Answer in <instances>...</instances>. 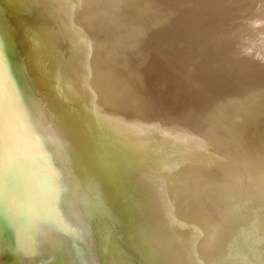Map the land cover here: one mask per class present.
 Returning <instances> with one entry per match:
<instances>
[{
    "label": "bare ground",
    "instance_id": "1",
    "mask_svg": "<svg viewBox=\"0 0 264 264\" xmlns=\"http://www.w3.org/2000/svg\"><path fill=\"white\" fill-rule=\"evenodd\" d=\"M112 1L103 0V2L109 4ZM199 1L194 3L195 5L188 7L191 14L187 16L185 13L180 17V12L176 7L178 4L175 1H171V4L165 7L160 1L150 6L143 0L136 3L129 0L123 3L121 9L113 10L104 8L103 5L102 7L96 0H0V46L2 47L0 49V59H8L9 69L13 76L17 78L23 90L19 100L14 95L16 91L12 90L13 96L10 91L8 95L12 97H10L9 104H6L8 100L7 93H3V89L0 91V184L5 180L13 182L11 185L16 184L15 182L20 180L23 183L24 178L25 180L26 178L33 180L35 176L38 177L37 175L44 168H38L39 172L37 174L36 166L40 162L36 165L37 157L34 158L31 152L38 148L32 149L30 137L31 132L32 134L33 132L35 133V129L32 127L30 119L33 116L31 113L34 112V107H32L33 110L31 111L30 102L32 97L29 98V92L28 94L25 92V83L34 78L35 66L34 64L32 65V59L26 49L25 39L21 31L27 28L43 30L58 28L65 36L64 46L67 47L68 50L66 52L72 59V63H70L72 68L78 73V81L87 87L89 91V101L87 100L90 103L89 114L101 123L108 139L115 144L116 153L124 168L149 195H147L148 199H150L147 201L148 204L153 201L150 198L152 197L155 203H153L154 207L157 204V207L160 205L163 208L162 211L159 209L161 213L158 212L159 210L157 212L156 210L152 211L160 222L155 224L152 231L156 237L160 238L161 251L164 254L171 255L169 256L170 264H221L223 256L227 253V255L232 256L230 262L233 264H264V251L259 252L252 249V246L257 245L259 246L258 250H264V231L258 232L259 230H264V110L260 109L261 104L263 106L264 102L260 103V97L256 96L258 89L263 90L259 87L261 86L259 84L260 79L257 82L256 78L264 77V57L262 58L263 60L260 59L264 56V25L252 32L250 35L252 38L245 44L246 48L252 49V53L249 55H247L248 53L243 54V47H240V18L237 19L238 17L236 16L237 21L235 22L236 19L233 22L231 21L232 26L230 27L221 26L225 22L224 20L219 21L217 23L218 27H215L214 19L211 18L214 13L209 16V13L215 9V12H218L219 17L222 18V11L227 6L224 9L220 6L223 7L226 1L209 0L208 4L211 5L212 2V5H208V7L204 3L206 0L204 2ZM227 2L231 4L233 1L229 0ZM238 2L240 3V0ZM217 5H219L218 8ZM105 12H109V17ZM258 14L264 21V9ZM121 33L126 34L132 40V43H129L126 40L127 38ZM194 35L198 36L195 37ZM125 46H131L130 51L127 52ZM107 54H112L114 57L111 55L110 58H106ZM116 58L119 60H116ZM169 62L176 70L177 76L180 75V78L173 83H167V86L162 88L160 84L165 83L166 77L169 75L167 66ZM121 65L123 66L121 67ZM253 66L257 67L253 70L251 69ZM182 76L188 77L189 80L193 79L191 83H196L197 81L198 84L200 82L201 88L208 93V99L212 105H215L212 103V97L216 94L218 96L216 98L219 101L222 100L221 103L229 106L228 114L222 118L218 112L220 108H218L213 119L208 120L206 125L202 120V106L198 96L187 83L188 79L186 78L187 80H185ZM4 80L5 75L2 73L0 74V83ZM261 80L260 82L264 81ZM6 87L8 88V86ZM196 88L198 89V87ZM34 96L36 95L34 94ZM255 97L258 98L256 99ZM257 100L260 103L258 106H256ZM252 101H255V106L259 107L256 108V111L255 109L252 111L251 107L254 105L250 107L251 109L246 107L250 106L251 103L249 105V102ZM76 106L77 102L74 101L73 107L76 108ZM22 109L26 115L24 118L20 114ZM42 111L43 109L40 110V112ZM37 114L35 112V115ZM36 123H34V126ZM41 123L43 125V120ZM60 127H58V130H60ZM55 128L57 127L55 126ZM24 133L29 137L26 145L20 144V136ZM38 139L40 141V138ZM32 143L35 145V141ZM58 144L56 143V145ZM56 150L58 151L59 148ZM40 151L43 152L42 150ZM34 152L35 154L37 153L36 151ZM55 159L57 158L55 157ZM62 159H65L64 156ZM61 168L62 166H60ZM67 170L70 169L67 168ZM44 173L46 174V172ZM41 176L39 180L36 178L39 182L40 180L42 181ZM50 176L51 174L48 177L50 178ZM52 179L53 177H51ZM29 181L28 185L30 187L32 181L31 183ZM47 181L45 182L44 179L42 183L48 184ZM49 182L52 183L50 180ZM17 183L19 184V182ZM22 183H20L21 187L26 182L23 185ZM40 183L35 184L40 185ZM42 183L41 185H46ZM61 184L63 183L61 182ZM2 185L5 187L7 183ZM10 186L8 187L9 189ZM29 187H22V189L30 190L32 187L36 188L32 186L29 189ZM47 187H51V184L50 186L47 185ZM156 187L160 189L158 188V190ZM34 188H32L34 194L36 192L38 194L40 188H36V192ZM45 188L43 194L47 192ZM11 189L14 191V187ZM19 190L22 192L21 188ZM19 190L17 189V191ZM3 191L5 192V190ZM26 192L24 191L23 197L20 194L19 196L24 198ZM39 193H41L40 190ZM0 194L2 196V193ZM14 194L17 196V193ZM43 194L41 195L42 197L45 195ZM53 194V199H55V192ZM35 195L33 197L36 200L39 194ZM3 196L1 197L2 200L0 198L2 201L0 203L4 204V208L11 209L13 213L8 215L7 208L4 209L7 213L0 212L2 214L0 215V253L4 252L2 248H4L6 243V234H9L8 232L5 233V231L10 229L11 232H9L13 233L12 235L15 234L16 239H18L20 234L17 236L18 233L14 232L20 228V233L23 232L24 234L18 239V244L25 242L24 236L26 235L25 238L28 243L27 237L30 236L32 231L30 226L34 223L32 221L36 217L34 216L33 220L29 218L34 208L32 201L31 203L30 201L28 203L25 201L29 197L28 195L25 196V198L27 197L26 199H23L26 204L21 201L22 199L20 200V197L18 198L15 195L14 197L11 196L13 198L10 199V202L3 199L5 197ZM7 197L11 198L10 195ZM33 197L28 199L33 200ZM74 198L76 197L74 196ZM50 199L52 201V197ZM7 200L9 199L7 198ZM41 201L38 203L40 206H42ZM227 201L231 202H228L227 205ZM35 202L34 204H36ZM45 203L48 204V202H44V205ZM49 203L51 204L50 200ZM3 204L0 205L3 207ZM151 204L149 206H152ZM39 205L36 206L39 208ZM61 205H63L62 202ZM45 206L49 207L48 205ZM231 206L234 208L230 211ZM37 207H35L36 210L38 209ZM45 208L43 207V211ZM68 208L70 209L69 206ZM17 209H21L20 212L23 217L20 223L16 221L15 223H18L14 224L15 220L21 219L17 216ZM41 209L42 207H40ZM50 209H54V206L49 207L48 210ZM56 209L53 211L56 212ZM37 211L38 213L40 212L39 210ZM43 211L41 210V213ZM38 213L36 212V214ZM41 213L39 215H42ZM39 215H37V218L40 217ZM47 215L44 218L52 216ZM56 215L52 216L54 219L48 217V222L50 219L55 220ZM232 215L236 217V221H234ZM60 220L58 219L59 222ZM44 221L43 224L46 225ZM38 222L39 220L36 225ZM23 223L24 225L27 223L26 227L28 228L23 227V229H26L25 231L21 230ZM54 223L56 222L54 221ZM18 224H20L19 227ZM48 224L52 228V224L50 222ZM36 225L33 224L32 227H36ZM53 225L55 227L57 224ZM37 228L35 233L38 231ZM28 229L27 234L26 231ZM40 231L43 232L42 229ZM108 231L110 232V230ZM45 232L47 231L44 230ZM98 232H100L99 228ZM164 232L169 234V236L160 237ZM35 235L33 237L36 238L33 240L37 242L38 246L37 250H33V252L37 251L40 256H50L60 250H58V247L61 242L60 244L58 243L57 247L55 240L53 241L51 238L46 237L42 238L41 236H38L39 239H37ZM16 239H14L15 243H17ZM33 240L30 238V241ZM15 243L13 244L15 245ZM22 243L21 245H23ZM99 243L98 246H100ZM187 244L188 248L185 247ZM14 245L11 244L9 248L7 245L5 251L12 253L14 249L12 246ZM32 245L34 243L31 242V245L29 244L30 248H32ZM25 246L23 245V251L26 250ZM34 246L36 247V245ZM34 246L33 249H35ZM18 247L17 249H20ZM7 248L8 250H6ZM28 250L30 251L29 248ZM20 251L18 254L23 253ZM29 251L25 252L29 253ZM62 251L65 252L66 250ZM25 252L24 255H26ZM30 252L32 253V251ZM31 253L27 255H31ZM16 254L14 253L15 256L18 255ZM2 256H4V259L5 254H2ZM10 256L6 255L7 259H10ZM28 257L30 258V256ZM31 257L36 258L37 256L31 255ZM44 257L46 258V256ZM101 257L100 259H106ZM239 257L240 260H238ZM25 258L22 255L23 264H30L31 260L26 258L28 262ZM42 259L44 260L43 257ZM71 259L73 258L71 257ZM80 259L79 261H81ZM47 260L45 259L44 262H47ZM10 261L6 264L13 263ZM60 261L59 263H62ZM38 262L40 260L36 264ZM71 263L73 262L69 264ZM107 263L111 264L109 261ZM0 264H3L1 258Z\"/></svg>",
    "mask_w": 264,
    "mask_h": 264
},
{
    "label": "rangeland",
    "instance_id": "2",
    "mask_svg": "<svg viewBox=\"0 0 264 264\" xmlns=\"http://www.w3.org/2000/svg\"><path fill=\"white\" fill-rule=\"evenodd\" d=\"M96 1L101 6L103 5L104 8H111L113 10H119L122 8L123 3H126L129 0H113L112 2H110V4L107 2H103V0H96ZM132 1H133V3H136L140 0H132ZM143 1H146L148 3V5H150V6H152L156 2L158 3L160 1L164 4L165 7L170 5L171 1H173V2L175 1L176 4H178V5H176V7H177V10L180 12V17H182L185 13L187 16H188V14H191L188 7L190 5L191 6L195 5L194 3H197V1L200 2L199 0H196V1L195 0H143ZM201 1L204 2V0H201ZM208 1L209 0H206L204 2L207 5V7L209 5ZM225 1H226V3L223 4V7L220 6L222 9H224L227 6L224 9L225 11L224 10L222 11L223 14L221 13L222 18L219 17L218 12H215V9H213L211 11V13H209V16H211L214 13L211 16V18L214 19V26L215 27H218L217 23L221 20L225 21L221 26L230 27V26H232L233 20H235L237 17H238L237 19L240 18V30H241L240 31V34H241L240 35V47L241 46L243 47V49H242L243 54L248 53L247 55H249L250 53H252L251 52L252 49L246 48L245 44H247L249 42V39L252 38L250 36L251 33L256 31L257 29H259L260 26L264 25V21H263L262 17L259 16L260 14H258V12H260L261 10L264 9V2H263V0H260V1L259 0H240V3H239L238 2L239 0L238 1L232 0L233 2H231V4H230V2L229 3L227 2L229 0H225ZM211 5H212V2H211ZM211 5H209V6H211ZM218 7H219V5H217V8ZM233 7H234V9H233ZM217 8H216V10H217ZM229 9H230V11H229ZM237 9H239L238 10L239 12L237 11ZM240 11H242V12H240ZM254 11H255V13H254ZM237 13H239V14L235 15ZM105 14L108 16L109 12H105ZM231 15L235 16V17H232ZM250 15H252V16H250ZM248 16L250 17V19ZM225 18H227V19H225ZM237 19L235 20V22L237 21ZM255 22H256V24H255ZM257 22H258V24H257ZM21 32L23 33V34L22 33L21 34L25 39L26 49L29 51L30 57L32 59V65L34 64V66H35V76H33L34 78L25 83V89H26L25 92L27 94L29 92V94H28L29 98L32 97L31 98L32 100L30 102V107L31 108L34 107V110H33V108L31 109V111L32 110L34 111L31 113L33 115V116L32 115L31 116L34 118L31 117L30 121H31V125H33L32 127H34V129H35V133L33 132V134H32V132H31L30 139L32 142L35 141V145H33L34 143L31 142L32 149L35 147L38 148V149L35 148L31 152H32L34 158L37 157L36 158V161H37L36 165L40 162V164L37 165L38 167L36 166L37 174L39 172V169H41V167L42 168L44 167L43 170H45L44 172H46V174L41 169L40 174L37 175L38 177L35 176V179H33L35 182L32 179L30 180V178L29 179L26 178V180L24 178L23 183H22V180L17 181V182H19V184L17 182H15L16 184H18V185L14 184L16 186V188L14 185H11V184H13V182L5 180L2 184L6 185V183H7V185H6L7 188H6V186L4 187L2 184H0V186L1 185L3 186V188H2V186L0 187L1 188L0 193H2V196L3 195L5 196L6 194H8V195H10V197L11 196L14 197V195L16 196V194H14V193H17L16 197H18V198L20 197V200L22 199L21 200L22 202L24 201L23 199L27 195L29 196L28 198L31 199L35 194H36L35 196H37L39 194L37 196V198L40 201L43 198H45L41 201L43 204L41 203L42 206H40L38 204V203H40V201L38 199L35 200L34 199L35 197H33V200H29L26 197L27 198V200H25V201H27L26 203H28V201H30V203H31V201H32V203L34 204V202L36 201L35 202L36 204H34V205L32 204V206L36 210V208H35V207H37L36 205H39V208L37 207L38 208L37 210L40 211L38 213L37 210L35 211L33 209L32 212L34 214H36V212H37L38 214L34 215L32 213V215L29 217L32 220L34 218L36 219V220L34 219L32 221L34 223H32L30 226L32 231L29 228L31 231L30 236H32V233L34 232L33 236H34V234H36L35 236H37V239H39L40 236L42 238H44V237L51 238V240H53V241L55 240V245H57V247H58V243L59 244H60V242H61V244H62V242H64V243L62 246L60 244L58 247V250L60 249L59 250L60 252L56 251V252H54L53 255H50V256L44 255V256H46V258H45L44 256H40L37 251L33 252V250H37L36 248L38 246L37 242L33 240L36 237H33V236L27 237V241L29 240L28 243L30 242L29 243L30 245H31V242L34 243V245H36V247L34 245H32V248H30L31 246H29V244L26 242V238H25L27 235L24 236L26 243L24 242L25 243L24 244V243L20 242V244H18V239H20L22 237V234H24L23 232L20 233V228L19 229L17 228L18 230L17 231L15 230V232L12 230V232H14L16 234L18 233L17 236L20 234L18 236L19 237L18 239H16L15 234L12 235L13 233H10L11 232L10 231L11 229H10L8 231H5V233L8 232L9 234L8 235L6 234V236H7L6 241H5L6 243H5L4 248H2V251L4 249V252H8V253H4V252L0 253L1 255L5 254L4 259H3L4 256L1 257V255H0L1 261L3 262V264L8 263V261H10V260H12L10 262H13L11 264H14V263H16V264L22 263L23 264L24 263V259L22 260V255H23L26 258H29L28 256H30L29 260H31L30 261L31 263L33 261L34 264H36V262L39 260H40V262H38L39 264H52V263L58 264L59 260H61L62 263H64V264H69L70 262H73L71 264H80V263L81 264H88V263L92 264L93 262H94L93 264H99L100 262H101L100 264H109V263H107L108 261L111 264H170V262H169L170 257L169 256H171V255L164 254L161 251L160 238L156 237V235L152 231L153 227H155V224L160 223L152 211L156 210V212H157V210H159V209L162 211L163 208L160 205H158V207H157V204L154 207L155 203L153 202L154 199L152 197H150V198L153 201H151L152 204H151V202H150V204L153 207L149 206L150 204H148V202H147L148 200H150V199H148L149 195L146 194L144 188L140 184H138L131 177V175L126 171V169L124 168L120 158L118 157V155L116 153V149L114 146L115 144H113L108 139L106 131L104 130L101 123L98 122V120H96L92 115L89 114V112H90V110H89V104L90 103H88L89 91H88L87 87H85L83 84H81L78 81V76H77L78 73L75 69L72 68V66L70 64V63H72V59L69 57V55L66 52V50H68V49H67V47L64 46L63 41H64L65 36L63 35L62 31L58 28L53 29V30L52 29L43 30V29H36V28L35 29L34 28H32V29L27 28L24 31L22 30ZM121 35L126 37L127 38L126 40L129 43H132V40L129 39L126 36V34L121 33ZM194 36L197 37L198 35H194ZM232 37H234V36H232ZM246 37L247 38L250 37V38L247 39ZM113 44H115V43L113 42ZM61 45H63V46H61ZM126 48H127V52H128V51H130L131 46H129V47L127 46ZM0 49H2L1 46H0ZM124 51H126V50L124 49ZM111 55L112 54H107L106 58H110ZM263 57L264 56H262L260 59H262ZM116 60H119V59L116 58ZM122 61H123V59H122ZM120 64H121V62H120ZM9 66L10 65H9L8 59H5V58L0 59V74L4 73V75H5V80L0 83V87H1L0 91H2V89H3V93H5V94L7 93L6 95H8V93L10 91L12 93V90L16 91V92L18 91L17 93L15 92L14 95L17 96V100H19V96L22 95L23 90H22V87L19 85L17 78L15 76H13V74L11 73ZM122 66L123 65H121V67ZM167 66L169 68V75L166 77V82L160 84V86L162 88H165L167 86V83H173L175 80H178L180 78L179 77L180 75L177 76L176 70L172 67V64L170 62L168 63ZM256 67L257 66H253V67H251V69L254 70ZM182 78L185 80L188 79V77H185V76H182ZM262 78L264 80V77H262ZM262 78H256L257 82L259 79L261 80ZM260 80H259V84L261 86H259V87H261L263 90L258 89L259 91L257 90L256 96L258 95L260 97V100L258 99L259 102L263 103L264 102V99H263L264 98V88H263L264 81L261 80L263 82H260ZM191 81L193 82V79L192 80L188 79L187 83L189 84L190 88L195 91L196 95L198 96V100L201 103V106H202L201 112H202V116H203L202 117L203 122L207 125V121L213 119V116H214L216 110H218V108H220V110H218L219 115L222 118H224L228 114L229 106L228 105L226 106L225 103H221L222 100L219 101L218 98H216V97H218V96H216V94L213 95V97H212V103L215 105H212L209 102L208 93L206 92L205 89L201 88V85H200L201 83L199 82L197 84V81H196V83H191ZM194 84L198 85V86H195ZM262 84H263V86H262ZM34 85H35V87H34ZM37 85H38V87H37ZM6 86H8V88ZM196 87H198V89ZM27 88H28V91H27ZM245 91H247V90H245ZM34 94L36 96H34ZM39 94H41V95H39ZM12 96H13V93H12ZM12 96L8 95V100L6 101V104L10 103L9 100H10V97H12ZM38 98H39V100H38ZM216 100H218L217 101L218 103L216 102ZM258 100L256 102L257 103L256 106H258V104H260V103H258ZM74 101L77 102L76 108L73 107ZM255 101L249 102V105H250V103H251V105L246 106V107H248L249 109L252 108V111L254 109L256 111V108H259V107L255 106V103H254ZM252 105H254V106H252ZM46 106H47V108H46ZM261 106H262V104H261ZM261 106H260V109L262 108L264 110V105L262 107ZM42 109H43V111L40 112V110H42ZM35 112H36V114L37 113L39 114V117H38V114L35 115ZM45 112H47V113H45ZM48 112H50V113H48ZM20 114L23 118H24V116H26L23 109L20 110ZM34 115L36 116V120H35ZM42 120H43V125L41 123ZM34 123H36L35 126H34ZM50 125H52V126H50ZM41 126L45 128V129L43 128L42 132H41V130H42ZM55 126L57 128H55ZM36 127H37V130H36ZM48 127H49V130L51 132L48 130ZM58 127H60L59 128L60 130H58ZM52 128L54 129V131ZM22 129H25V128H22ZM22 129H21V131H22ZM56 130H58V131L56 132ZM60 131H64V132H60ZM48 132H49V134H48ZM64 134H65V136H64ZM56 135H58V136H56ZM48 136H49V139H48ZM23 137H24V139H23ZM32 137H34V138H32ZM36 137H37V139H36ZM56 137H58V138L56 139ZM63 137H64V139H63ZM38 138H40V141ZM27 140H29L28 135L26 133H24L23 135L21 134L20 144L26 145ZM55 140H57V141H55ZM37 141H39V142H37ZM62 141H63V143H62ZM49 142H51V143H49ZM53 142H54V145H53ZM58 142H59V144L60 143L61 144L59 145ZM56 143L58 145H56ZM37 144L39 147L37 146ZM48 144H50V145H48ZM63 145H64V148H63ZM57 148H59V150H58V151H60L59 154H58V151L56 150ZM60 148H61V150H60ZM40 150H42L43 152H41ZM62 150H64L65 152ZM68 150H69V152H67ZM34 151H36L37 153L35 154ZM47 152H48V154H47ZM67 153H69V154H67ZM44 154H46L47 156ZM63 154H65L67 156H65ZM63 156L65 158L64 160L62 159ZM41 157L43 158V160ZM55 157L57 159H55ZM60 157H62V158H60ZM39 158H41V160H39ZM69 159H71V160H69ZM43 161H45L46 163ZM46 166H48V167H46ZM60 166H62L63 169L62 168L60 169ZM67 168L70 170H67ZM51 171H52V173H51ZM64 172H65V174H64ZM68 172L70 174L72 172L71 176ZM60 173L61 174L63 173L64 176H63V174L61 175ZM43 174H45V175H43ZM50 174H51V176L49 178L48 176ZM40 176L42 178V181L44 179H45V182L48 180L47 181L48 184L45 182L42 183V181L40 180V182L42 184H46V185H41V183L38 181ZM51 177H53L52 180H51ZM66 177H67V179H66ZM36 178H38V180ZM27 179H28V181L30 180L29 181L30 183L32 181V184H33V185L31 184L32 186H35L36 188L39 187L40 189L39 188L38 189L40 190V192L42 194H43L44 188L45 187L48 188V189L45 188V191L47 190V192H44L45 195L43 194L44 196L42 197L41 196L42 194L39 193V190H38V194H37L36 188L32 187L31 185L29 187V185H28L29 183H28ZM49 180L52 181V183L49 182ZM53 180L55 183L53 182ZM24 182H26L27 184L26 183L24 184ZM61 182L63 184H61ZM74 182H75V184H74ZM20 183H22V185L24 184V186H22L23 188L29 187V189H30L32 187V188L36 189L35 190L36 193L34 194L32 188L30 190H28V189L23 190ZM35 183H40L41 186L39 184H38L39 185L38 186ZM49 183L51 184V187H47V185L50 186ZM68 184H69V187H68ZM9 186H10V189L14 187V191H16V192L12 191L13 189L10 190L8 188ZM42 186H43V190H42ZM59 186L60 187L62 186L61 189ZM57 187H59V188H57ZM19 188H21L22 192L19 190ZM78 188H80L81 190ZM17 189L19 191H17ZM54 189H57V190H54ZM3 190H5V192H8V193H5ZM7 190H9V191H7ZM31 190H32V192H30ZM48 190L50 191L51 194L49 193ZM78 190H80V191H78ZM24 191H27V192H26V194H24L25 195L24 198H22ZM18 192H21L22 194L18 193ZM29 192H30V194H29ZM54 192L56 195L55 199H53V196H54L53 193ZM19 194L22 197L19 196ZM52 194H53V196H52ZM58 194H61V195L58 196ZM77 194H79V195H77ZM30 195H32V196H30ZM2 196L0 194V198ZM7 196H5L6 198L4 197L3 199H6V201L10 202V199H12L13 197L9 198ZM39 196H41V197H39ZM45 196H47V197H45ZM74 196L78 199L74 198ZM50 197H52V201H51ZM58 197L59 198L62 197V198H60V200H59ZM7 198L9 200H7ZM146 198H147V200H146ZM46 199H48V200H46ZM1 200H2V198H1ZM49 200H50L52 205L49 203ZM55 200L58 202H56ZM6 201L4 200V202L7 204ZM25 201H24V203H25ZM43 201L48 202V204L45 203V205H48L50 208L54 206V209H50L51 211L48 210L49 207L45 206ZM61 202L63 203L64 207H63V205H61ZM228 202H231V201H227L226 202L227 205H228ZM0 204H3V203H0ZM59 204H60V206H59ZM73 205H75V206H73ZM81 205H82V207H80ZM57 206H58V208H57ZM68 206L70 207V209L68 208ZM0 207H1L0 212L7 213L6 210H4L7 208L6 206H5L6 208H4V204H3V207H2V205H0ZM40 207H42V209H41L42 211H43V207L44 208L46 207L45 208L46 211L44 209L45 212L43 211L41 213ZM233 208L234 207L231 206L230 211L233 210ZM7 209H8L7 211L9 212L7 214L11 215L13 212H11V209L10 210H9V208H7ZM55 209L57 210L56 212L53 211ZM17 210L20 212L21 209L20 210L17 209ZM47 210L50 212L49 214H48ZM160 210L158 212H160ZM18 211H17V216L21 219L18 218L19 220H15L14 224H17L18 222L20 223V220H22V217H23V214H21V212L19 213ZM15 213H16V211H15ZM40 213L42 215H39ZM46 213L48 215H52L53 217L55 214H57L55 216V220H52V219H54L52 216H51L52 219L49 220V222L52 224L51 225L52 228H50V224H48L49 222L47 220V218L50 216H48ZM43 214H45L44 216L47 215L48 217L44 218ZM0 215H2V214H0ZM37 215L40 216V217H38L39 219L37 218ZM89 215H90V217H89ZM34 216H36V217H34ZM66 216H67V219H66ZM91 216H92V218H91ZM232 217L234 218V221H236V217L234 215H232ZM44 219H46V220L44 221ZM58 219L59 220L61 219L60 222L58 221ZM69 219H70V221H69ZM72 219H73V221H72ZM38 220H39V222L40 221L41 222L40 223L38 222L36 225V222ZM16 221H18V222L15 223ZM43 221L45 222L46 225L43 224ZM54 221L56 223H54ZM23 222L25 223V221H23ZM46 222H48V223H46ZM69 222H70V224H69ZM79 222H81V223L79 224ZM24 223L22 224L23 226L21 225L22 231L23 230L25 231L28 228V227H26L27 223L25 225H24ZM33 224L36 225V227H38L37 228L38 231H40L42 229L43 232L37 231L35 233L36 227L34 226L35 227V229H34V227H32ZM53 224H57V225H55V227H53L54 226ZM19 225L20 224H18V227H19ZM43 225H44V227H42ZM47 225L49 226V228ZM15 226L17 227V225H15ZM46 226H47V228H46ZM95 226H97V227H95ZM23 227H25L26 229H23ZM122 227H123V229H122ZM98 228H99V231L101 233L98 232ZM29 229L26 231L27 234H28ZM44 230L47 231V232H45V233H47L46 235L44 233ZM49 230H50V232H49ZM108 230H110V232ZM262 231H264V230H259L258 232H262ZM48 232H49V234H48ZM77 232H79V233H77ZM37 233H38V235H37ZM55 233H56V235H55ZM60 235H61V237H60ZM94 235H95V237H94ZM99 235H101V236H99ZM8 236L9 237L13 236V237L9 238ZM76 236H77V238H75ZM164 236L168 237L169 234L164 232V234H162L160 237H164ZM102 237H104L105 239ZM12 238H13V240L11 241ZM30 238H32V240L34 242L30 241ZM14 239L17 240V243H15L16 241ZM24 239H23V241H24ZM58 239H60V240H58ZM73 240H75V241H73ZM10 242H12V243H10ZM68 242H70V243H68ZM81 242H82V244H81ZM13 243H15V245ZM21 243L24 246L26 244H28L27 246H25L26 250L23 251L24 247H23V245H21ZM98 243L100 244V246H98ZM11 244L14 245V246H12L14 249L12 248L13 249L12 253H9V251H5V248L7 245H8L7 247L9 248L11 246ZM64 244H65V246H64ZM33 246L35 249H33ZM110 246H112V247H110ZM113 246H114V249H116L115 251L113 249ZM17 247L20 249H17ZM66 247H67V249H66ZM107 247H109V248H107ZM185 247L188 248V244ZM8 248L6 250H8ZM28 248L30 249V251H32V253L28 250ZM106 248H107V250H106ZM258 248H259V246H257V245L252 246V249L254 251H259V252L264 251V250H258ZM16 249H17V251H15ZM111 249H113V250H111ZM20 250L23 253L18 254V252ZM62 250H66V251L64 252ZM95 250H96V252H95ZM25 251L26 252L29 251V253H31L32 256L35 255L37 257L32 258L31 255H27L29 253H26ZM159 251L161 252L162 255L159 254L160 253ZM24 252L26 253V255H24ZM106 252H107V254H106ZM118 252H119V255H118ZM14 253H17L20 256H18L17 254H16L17 256H15ZM58 253H60V254H58ZM108 254L110 255V257ZM227 254L223 256L221 264H233L232 262H230V260L232 259L231 258L232 256L227 255ZM6 255H8V256L11 255L10 259H7ZM60 256H61V258H60ZM13 257H14V259H13ZM42 257L44 258V260L42 259ZM71 257L73 259H71ZM100 257L101 258L104 257L106 259H100ZM153 257H154V259H153ZM108 258H111V259H108ZM45 259L46 260L48 259L47 262L49 261V263L44 262ZM50 259H51V261H50ZM79 259L81 261H79ZM100 260H102V261H100ZM238 260H240V257L238 258ZM57 261H58V263H57ZM66 261H68V262H66ZM77 261H78V263H77ZM116 261H118V262H116ZM62 263H59V264H62Z\"/></svg>",
    "mask_w": 264,
    "mask_h": 264
}]
</instances>
